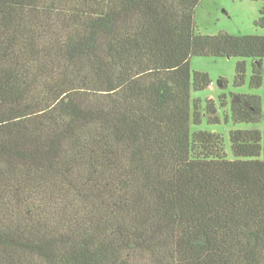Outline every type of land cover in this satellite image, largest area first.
<instances>
[{"label": "trees", "instance_id": "obj_1", "mask_svg": "<svg viewBox=\"0 0 264 264\" xmlns=\"http://www.w3.org/2000/svg\"><path fill=\"white\" fill-rule=\"evenodd\" d=\"M201 1L0 0V264H264V0L213 36ZM194 57L260 93L192 98ZM203 117L262 128L230 159Z\"/></svg>", "mask_w": 264, "mask_h": 264}, {"label": "rangeland", "instance_id": "obj_2", "mask_svg": "<svg viewBox=\"0 0 264 264\" xmlns=\"http://www.w3.org/2000/svg\"><path fill=\"white\" fill-rule=\"evenodd\" d=\"M262 7L260 0H202L195 10L194 21L196 32L201 35H217L219 33H228L230 35L259 34V30L254 26V22L259 18V12ZM237 58H212V57H194L191 59V70L206 74L210 80V87L202 92H192V98H199L205 102L207 98H212L216 104L219 103L221 95L226 96L228 105L226 108L229 112V103L231 93H254L260 91H250L247 87V80L250 74L249 61H247L248 71L246 74L245 85L235 88L233 85ZM220 81L223 82L220 87ZM228 103V104H227ZM223 112L218 115L223 119ZM260 124H237L231 122L221 123L216 126H209L205 117L198 127L194 130H207L219 133L224 140L225 151L230 156L229 132L232 130H251L261 129Z\"/></svg>", "mask_w": 264, "mask_h": 264}, {"label": "water", "instance_id": "obj_3", "mask_svg": "<svg viewBox=\"0 0 264 264\" xmlns=\"http://www.w3.org/2000/svg\"><path fill=\"white\" fill-rule=\"evenodd\" d=\"M222 85L220 84V87H221Z\"/></svg>", "mask_w": 264, "mask_h": 264}]
</instances>
